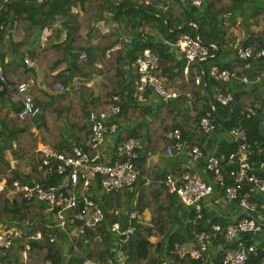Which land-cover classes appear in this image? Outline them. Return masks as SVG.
<instances>
[{
  "label": "trees",
  "instance_id": "obj_1",
  "mask_svg": "<svg viewBox=\"0 0 264 264\" xmlns=\"http://www.w3.org/2000/svg\"><path fill=\"white\" fill-rule=\"evenodd\" d=\"M242 3V0H205L199 9L186 0H9L5 3L0 10L3 76L0 181L4 179L9 185L15 180H37L46 185L59 182L58 175L37 170L36 162L41 158L35 151L38 144L67 155L77 146L93 156L89 114L107 112L113 105L119 110L108 121L116 125V130L108 137L106 157L110 161L124 160L125 157L113 156L114 148L129 138L141 140L142 146L133 160L138 176L130 187L98 196L97 181L93 182L91 196L104 219L94 227H85L84 234L76 232L80 222L67 231L55 227L43 202L20 195L8 198L1 192L0 225L9 228L24 224V235L40 231L42 239L31 242L24 258L20 256L24 251L21 241L0 250V264H45L46 261L120 264L110 226L118 222L121 228L126 227L130 211L137 218L133 221L135 233L122 249L125 264H156L162 259L176 264H222L223 254L217 247L222 239L211 241L214 253L212 256L208 253L205 261L190 256L179 258L175 253L174 244L193 243L200 232L210 231L212 223L224 226L227 222L212 216L205 207L201 209V218L194 219L193 207L180 204L178 196L169 192L164 183L166 174L192 173L187 165L192 157L183 153L167 155V141L160 130L179 129L183 141L201 148L203 156L196 162L201 166L203 180L214 186L215 194L222 190L213 182L212 172L205 169L211 135L220 138L212 154L226 160L237 146L229 131L243 129L250 162L258 164L264 160L261 120L244 110L252 109L264 116V56L256 54L264 48V2L247 1L249 8L244 13L247 21L240 25L248 34L244 41L237 40L230 31L231 25L226 23ZM256 18L262 20L263 26L250 33L248 19ZM195 26L198 41L208 46V57L186 66L184 56L173 44L183 34L196 39ZM214 46L218 47V53L210 57L216 52ZM246 47L252 49V55L244 59L238 50ZM145 49L157 57L153 74L166 90L176 91L177 97L164 99L152 88L136 94L135 81L139 74L134 65ZM246 63L248 67H244ZM212 66L247 75L251 83L234 78L215 80L209 73ZM97 78L99 81L95 83ZM256 78L259 80L253 81ZM21 83L27 84L39 109L36 115L22 120L17 116L22 104L15 98ZM205 89L220 117L227 118L229 105H233L229 122L220 121L212 112ZM217 92H230L233 100L226 106L220 105L214 99ZM207 112L215 127L205 133L200 119ZM155 154L160 156L164 169L148 164ZM26 162L30 168L24 173ZM97 162L104 159L100 157ZM227 168L223 169L225 184L231 182L226 176ZM146 210L150 213L148 221L142 218ZM51 238L54 240L50 241ZM263 255L264 250L256 247L249 263L259 264Z\"/></svg>",
  "mask_w": 264,
  "mask_h": 264
},
{
  "label": "built area",
  "instance_id": "obj_2",
  "mask_svg": "<svg viewBox=\"0 0 264 264\" xmlns=\"http://www.w3.org/2000/svg\"><path fill=\"white\" fill-rule=\"evenodd\" d=\"M9 0H0V10ZM42 1V0H37ZM205 0H186L190 6L200 8ZM184 56L186 66L196 62L200 57L208 56V46L202 44L197 39L188 35H180L173 44ZM241 58H248L252 55L250 47L238 50ZM258 56H264V48L256 53ZM26 63H29L25 59ZM135 68L139 77L135 81L136 94L140 95L145 89L152 88L159 96L164 99L175 98L178 93L173 90H166L160 80L153 74L157 66V57L149 49H145L135 61ZM244 67H248L246 63ZM188 68L185 67V72ZM210 76L215 80L228 81L231 78L237 79L243 83H251L247 75H239L235 70L219 69L217 66L210 67ZM0 80H3L0 67ZM256 78L253 81H258ZM17 101L22 104L21 110L17 116L22 120L27 116L36 115L39 109L35 106L32 95L28 91V86L21 83L16 90ZM116 99V96L113 97ZM214 99L223 106L228 105L233 100L230 92H217ZM118 106L113 105L109 111L99 114L91 112L89 122L91 129V142L94 155L89 156L86 152L77 146H73L71 154H64L52 150L49 146L39 143L36 152L41 156L36 162L37 170L47 175L56 174L60 181L54 184H43L37 180L30 182L13 181L10 185L5 180L0 181V193L4 192L8 198L20 195L27 200L35 199L46 205V210L53 216L55 227L67 231L76 222L81 225L76 229L79 234L85 233V227H94L98 222L104 219L103 212L92 199V184L97 181L98 193L103 196L112 191H118L124 187H130L138 176V171L133 163L137 157V150L141 148L142 141L137 138H129L121 141L114 148L113 156L125 157L124 160L110 161L106 157V150L110 144L108 137L115 132L116 125L108 124L109 118L118 113ZM200 126L205 133L214 129L215 125L210 118V112L200 119ZM229 134L237 144L226 160L219 159L215 155L207 156L205 169L212 172L213 182L219 185V189L213 197V202L224 203L238 201L239 205L247 210L255 208V204L250 201L251 191L264 192V160L255 164L248 159V145L246 134L243 129L233 128ZM160 135L167 141L166 154L176 156L183 153L198 160L203 156L201 148L197 145L189 146L182 140L179 129L160 130ZM102 157L104 162H97ZM224 167L226 176L230 179L229 184H225ZM98 176V179H97ZM97 179V180H96ZM169 192L175 193L180 204L193 207L195 218H201V201L214 193V186L203 179L189 173L180 174L167 173L164 180ZM246 187V191L244 188ZM128 224L121 228L118 222L110 226V231L115 235L117 243L116 258L120 264H125V257L122 255L123 246L127 244L130 237L135 233L133 221L137 218L134 211L128 215ZM24 225V224H23ZM22 226H11L3 228L0 225V250H6L17 245L18 241L24 243L22 257L26 256V251L30 248L31 242L41 240L40 231H31L24 235ZM263 233L264 226L251 218L250 216H241L226 225L214 222L210 226V231H202L198 234L193 243L174 244L175 253L179 258L190 256L193 259L205 261L211 247V241L222 239L218 244V250L222 252V264H257L249 263L250 256L256 253V247L253 243H247L242 234ZM221 235L222 237L218 236ZM51 238L50 241H53ZM45 264H51L46 261ZM156 264H176L174 261L159 260ZM259 264H264V255L260 258Z\"/></svg>",
  "mask_w": 264,
  "mask_h": 264
},
{
  "label": "crops",
  "instance_id": "obj_3",
  "mask_svg": "<svg viewBox=\"0 0 264 264\" xmlns=\"http://www.w3.org/2000/svg\"><path fill=\"white\" fill-rule=\"evenodd\" d=\"M247 1L248 0H242V6L241 8L238 9V11L236 12V15H232V16H228L229 19L226 21V23L230 26V31L237 37V40H241L244 41L245 38L248 36V34L246 33V31L240 27L241 23L246 22L247 21V17H246V11L248 10L249 6L247 5ZM259 1H263L264 0H255L256 2ZM249 23H251L250 27L248 28V32H252V31H258L262 28L263 26V22L261 19L256 18V19H248ZM233 24V25H232ZM228 59L226 58L224 61H227ZM99 79L97 78L94 82H98ZM219 136L217 135H211L210 137V142H209V147L207 154L212 155V153H215L217 145H218V141H219ZM232 139V138H231ZM108 150V149H107ZM109 151V150H108ZM9 156V154H8ZM193 159L191 161L188 162V166L192 171L191 174L202 178V175L200 174L201 170H200V164L199 162L196 160L193 161ZM11 165H14V161L11 160L10 161ZM148 164L152 165V166H156L159 167L161 169H164V165L162 164L161 160H160V156L158 154H155L153 156L150 157V159L148 160ZM196 166H195V165ZM30 168V163L26 162L23 165V172L26 173L27 171H29ZM203 172V171H202ZM98 193V190H96V194ZM215 193L209 195L208 197H206L205 199H203V207H205L206 209H208V211L210 212V214L215 217L218 218H223L226 222H232L235 219L241 217V216H250L251 218L255 219L256 221H258L259 223H261L264 226V192H260V191H251V197H250V201L253 202L255 204V208L252 210H247L243 207H241L239 204H237L236 202H224V203H220V205L215 204L213 202V197H214ZM150 217V213L148 210H146L143 213V220L144 221H148ZM241 237L247 242H251L255 245V247H260L261 250H264V234L263 233H255V234H242ZM214 250L213 248L210 247L209 250V254H211V256L213 255ZM209 261V260H208Z\"/></svg>",
  "mask_w": 264,
  "mask_h": 264
},
{
  "label": "water",
  "instance_id": "obj_4",
  "mask_svg": "<svg viewBox=\"0 0 264 264\" xmlns=\"http://www.w3.org/2000/svg\"><path fill=\"white\" fill-rule=\"evenodd\" d=\"M182 25H180L178 28H180ZM195 29H196V32H195V37L196 39L198 40V31H197V26H195ZM215 49H216V52L212 55H210V57H214L216 56V54L218 53V47L217 46H214ZM208 56H204V57H200L196 60V63L198 64L201 60H204L206 59ZM203 73V81H204V85H205V75H204V71H202ZM205 94L208 98V101H209V105H210V108L212 110V112L218 117V119H220V121L222 122H229L231 119H232V104L229 105V109H228V117L227 118H223V117H220L217 112H216V109H215V105H214V102H213V99L212 97L209 95V93L207 92V90L205 89ZM244 110L248 111L249 113L253 114V115H256L257 117L260 118L261 120V123L259 125V132H260V135L262 138H264V116L263 115H260L258 114L256 111L252 110V109H248V108H244Z\"/></svg>",
  "mask_w": 264,
  "mask_h": 264
},
{
  "label": "rangeland",
  "instance_id": "obj_5",
  "mask_svg": "<svg viewBox=\"0 0 264 264\" xmlns=\"http://www.w3.org/2000/svg\"><path fill=\"white\" fill-rule=\"evenodd\" d=\"M50 218H51V220H53L54 218H53V216H49ZM22 228L23 227H21V230H22ZM151 240L153 241V242H156L157 241V239H154V238H151ZM13 251V250H12ZM20 256H22V254H20ZM23 258V257H22Z\"/></svg>",
  "mask_w": 264,
  "mask_h": 264
}]
</instances>
